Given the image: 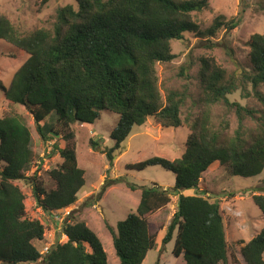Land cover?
I'll list each match as a JSON object with an SVG mask.
<instances>
[{"label":"trees","instance_id":"trees-1","mask_svg":"<svg viewBox=\"0 0 264 264\" xmlns=\"http://www.w3.org/2000/svg\"><path fill=\"white\" fill-rule=\"evenodd\" d=\"M50 0H40L45 5ZM77 8L60 7L51 29L38 28L22 33L9 18L0 14V40L24 51L28 58L14 72L8 86L0 90L9 104L23 106L32 116L42 141L62 134L64 147L54 149L60 164L49 175L56 187L46 189L36 173L25 174L33 158L31 131L21 115L0 117V263L2 264H108L106 252L96 233L71 210L64 218V243L56 242L41 255L33 244L43 237L38 219L25 216L24 194L15 180H26L36 204L46 213L61 211L75 204L84 184V171L78 166L71 125H94L102 110L118 115L109 133L113 140L104 153L112 165L115 151L129 136L133 126L155 117L163 127L182 125L179 92L169 90L162 97L156 64L175 58L171 41L184 39L185 33L212 36L217 30H231L238 16L228 21L217 15L204 30L192 13L209 7V0H76ZM252 72L246 77L253 87L264 84V33L249 40ZM201 102L205 107L224 101L234 106L239 125L230 136L214 127L203 108L189 124L184 152L174 159L152 156L130 163L126 168L143 170L160 166L174 174V184L164 188L127 185L140 191L134 211L116 222L105 221L119 264H141L155 246L157 233L149 218L177 196L176 209L161 238L162 245L174 236L172 252L184 264H229L223 219L217 201L202 194L184 195L196 189L203 173L215 162L233 176H254L264 167V114L245 137L241 121L254 117L252 109L229 103L233 79L211 57L200 58ZM264 105V96L255 90ZM51 118L50 121H46ZM90 147L98 143L89 141ZM115 180H109L110 185ZM100 190L99 194L103 190ZM204 190H201L203 192ZM98 194V195H99ZM252 201L264 217V195L255 193ZM88 204L83 202V206ZM176 231V232H174ZM264 224L241 248L246 264H264ZM158 264V260L156 261Z\"/></svg>","mask_w":264,"mask_h":264},{"label":"rangeland","instance_id":"rangeland-1","mask_svg":"<svg viewBox=\"0 0 264 264\" xmlns=\"http://www.w3.org/2000/svg\"><path fill=\"white\" fill-rule=\"evenodd\" d=\"M67 4L77 8L76 0H50L45 5H41L40 0H0V14L6 15L22 33H29L38 28L51 29L57 10ZM217 15H223L225 21L238 16V25L231 30H217L212 36L187 32L184 39L171 41L175 58L156 64L162 97H165L169 90H175L183 98L180 106V127H163L155 117H149L143 125L133 126L129 136L121 143L120 149L115 151L110 165L102 150L113 145L109 133L116 125L118 115L109 110H102L94 125L79 122L72 124V138L75 142L78 166L84 171V184L75 204L61 211L46 213L36 204L27 181H14L24 194L25 216L40 220L44 226L42 239L33 241L39 252L45 245L51 247L56 242L64 243L67 240L62 232L63 220L71 210H75V218L86 223L99 237L108 264H119L105 221L114 227L117 221L135 210L140 191L131 190L127 185L151 186L155 183L170 188L174 184V174L160 166H148L139 171L128 169L126 165L152 156L171 160L179 157L185 149L189 124L203 108L209 112L215 128L228 136L234 133L239 125L234 106L220 101L205 107L201 102V57L213 58L217 65L225 70V78L233 79L235 88L231 94L226 95L228 102H236L255 112L253 118L244 116L241 121L247 139L262 122L258 117L264 114V105L256 97L255 90L264 96V84L253 87L246 76L252 72L248 45L250 36L254 33H264V0H209L208 9L192 13L201 30L207 28ZM27 58L28 55L24 51L0 40V81L5 86L9 85L14 72ZM13 114L21 115L31 131L33 158L25 169V174L31 176L36 173L46 189L55 188L56 184L49 172L61 162L58 151L53 147L55 144L60 148L64 147L66 142L61 138L62 134L57 138L42 141L35 130L31 114L21 105L9 104L0 90V117ZM50 119L47 118L46 121L49 122ZM90 140L98 143L95 149L90 147ZM3 166L4 163L0 162V170ZM110 179L115 181L107 185ZM196 193L219 203L227 242L228 263L246 264L241 248L264 224V217L252 201V195L255 193L264 195V167L254 176H233L222 164L215 162L203 173L202 183L186 195ZM85 201L88 204L83 206ZM176 201L177 198L171 196L170 202L164 208L150 216V225L157 233V239L155 246L147 252L141 264H156L157 260L158 264H184L182 257H176L172 252L174 233L167 244L161 243L176 209Z\"/></svg>","mask_w":264,"mask_h":264},{"label":"built area","instance_id":"built-area-1","mask_svg":"<svg viewBox=\"0 0 264 264\" xmlns=\"http://www.w3.org/2000/svg\"><path fill=\"white\" fill-rule=\"evenodd\" d=\"M50 247H48V245H45L42 250L40 251L41 252V255H44L46 254L48 251H49Z\"/></svg>","mask_w":264,"mask_h":264},{"label":"crops","instance_id":"crops-1","mask_svg":"<svg viewBox=\"0 0 264 264\" xmlns=\"http://www.w3.org/2000/svg\"><path fill=\"white\" fill-rule=\"evenodd\" d=\"M191 190H194V189H187V190H183L181 191L182 194L186 195L187 193H189ZM177 198V196H175Z\"/></svg>","mask_w":264,"mask_h":264},{"label":"clouds","instance_id":"clouds-1","mask_svg":"<svg viewBox=\"0 0 264 264\" xmlns=\"http://www.w3.org/2000/svg\"><path fill=\"white\" fill-rule=\"evenodd\" d=\"M175 211V210H174Z\"/></svg>","mask_w":264,"mask_h":264}]
</instances>
